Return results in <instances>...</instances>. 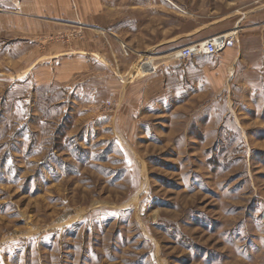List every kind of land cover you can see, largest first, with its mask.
Segmentation results:
<instances>
[{"label": "rangeland", "instance_id": "obj_1", "mask_svg": "<svg viewBox=\"0 0 264 264\" xmlns=\"http://www.w3.org/2000/svg\"><path fill=\"white\" fill-rule=\"evenodd\" d=\"M150 1V54L169 51V64H186L171 54L200 41L192 38L203 28L207 36L237 31L233 47L198 55L205 68L234 61L230 71L242 67L246 77V59L232 55L264 50V0ZM185 28L192 31L187 40L164 44ZM83 34L76 26L21 44L0 32V76L20 74L43 47ZM260 67H251L246 87L236 80L170 85V95L157 99L165 112L138 121L119 113V96L108 91L89 110L83 103L90 97L68 96L63 87L28 83L0 93V264H87L92 254L113 259L97 264H148V252L162 264H264ZM131 124L136 135L121 138L125 147L110 133Z\"/></svg>", "mask_w": 264, "mask_h": 264}, {"label": "crops", "instance_id": "obj_2", "mask_svg": "<svg viewBox=\"0 0 264 264\" xmlns=\"http://www.w3.org/2000/svg\"><path fill=\"white\" fill-rule=\"evenodd\" d=\"M0 3V32L10 40L20 39L21 44L70 27H82L84 33L83 40L43 47L42 52H38L34 59L22 67L20 74L11 70L4 71L0 76V93L11 92L16 88L26 90L28 83L32 84L30 89L63 87L68 96L84 97L86 101L90 97L88 102L83 103V108L89 110L96 104L100 91H108L119 96V113L126 111L131 121H138L140 114L141 117L152 118L165 112L157 99L170 95V85L188 79L200 86L206 80L210 82V87H216L220 80L224 83L236 80L242 87H246L251 67L263 69L260 66L264 65V50L234 52L233 58H238L240 62L246 59V77L242 76L245 73L242 67L236 72L230 71V68H236L234 61L231 66L217 64L208 69L199 65V56L189 58L186 64L190 65H172L169 64V51L159 56L150 54L154 43L149 40L154 39L156 19L154 3L150 0H0ZM125 9L129 10V18L125 17ZM165 18L168 16L164 12L157 16L162 30L165 29ZM216 30L209 31L211 35L207 36L205 28L199 29L195 32L196 38L190 39L201 40L229 32ZM162 33L169 34L165 31ZM191 33V29L185 28L173 38L168 35L162 40L164 44L170 43L171 39L187 40ZM128 44L134 46L131 53ZM3 46L5 48V44ZM258 60L261 62L259 65L255 64ZM124 96L125 102L122 103ZM176 109L179 107L176 106ZM135 131L131 124L130 127L116 129L110 134L119 138L121 145L127 147L128 143L121 138L132 137L136 135ZM87 258V264H97L104 258L113 260L94 254ZM147 259L148 264H162V258L155 252H148ZM140 262L143 263L141 259L135 258L127 264Z\"/></svg>", "mask_w": 264, "mask_h": 264}, {"label": "built area", "instance_id": "obj_3", "mask_svg": "<svg viewBox=\"0 0 264 264\" xmlns=\"http://www.w3.org/2000/svg\"><path fill=\"white\" fill-rule=\"evenodd\" d=\"M236 33V30H232L207 37L182 48L180 52L176 51L172 53L171 57L177 60H186L198 55H216L235 45L237 41ZM102 103L104 111L112 110V103L110 100H106Z\"/></svg>", "mask_w": 264, "mask_h": 264}, {"label": "bare ground", "instance_id": "obj_4", "mask_svg": "<svg viewBox=\"0 0 264 264\" xmlns=\"http://www.w3.org/2000/svg\"><path fill=\"white\" fill-rule=\"evenodd\" d=\"M178 52H180L181 51V49L180 50H177Z\"/></svg>", "mask_w": 264, "mask_h": 264}]
</instances>
